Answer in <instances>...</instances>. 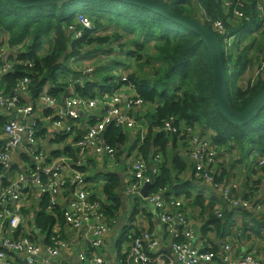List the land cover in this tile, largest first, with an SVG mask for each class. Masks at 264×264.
<instances>
[{
  "label": "trees",
  "instance_id": "trees-1",
  "mask_svg": "<svg viewBox=\"0 0 264 264\" xmlns=\"http://www.w3.org/2000/svg\"><path fill=\"white\" fill-rule=\"evenodd\" d=\"M223 1L198 0L197 3L201 5L204 14L212 22L222 21L230 33L239 35L224 63L230 105L235 111L240 112L257 93L264 89V81H258L254 86L247 87L245 91L236 88L238 87L237 80L242 77L246 68L249 48H254L256 41L264 44V30L261 24L258 28L259 33L254 38L256 41L243 49L239 46V40L242 37L245 39L251 37L248 29L250 23L245 19L249 17V21L254 22L256 18L254 8L257 1L261 0H254L251 6H237L236 8L234 6L237 0H228L233 4L230 12L224 10ZM166 2L177 14L198 20L197 13L189 0H167ZM234 9L244 12V21H239L238 24L231 26L233 22L231 14ZM80 14L90 19L94 31L85 32L84 36L86 37L75 40L68 37L67 30L70 26L78 31L81 29L77 23V16ZM109 23L118 27L111 28ZM202 24L211 30L209 24L206 22ZM0 30L3 35L8 37L9 46L12 49L18 48L14 55L9 56L12 60L15 58L18 63H14L12 72L5 74L2 78L6 94L11 93L16 83L25 78L29 79L28 95L31 96V99L45 93L56 99L61 96L63 98L69 87H73L74 92L80 96L93 98L97 96V93L108 94L119 85H130L135 88L136 95L143 103L152 108V112L145 116L147 134L144 144L138 149L140 155L146 156L151 150H158L167 156L170 153L168 149L171 152L175 151L178 144L177 135L159 131L164 123L171 118L175 119L174 125L177 127L186 125L209 132V138L217 148H225L229 151L238 148L246 151L245 153L258 151L260 154H264V106L248 125L237 127L227 122L219 113L214 101L210 58L200 38L156 13L113 0H78L61 7L51 5L32 9H18L7 0H0ZM120 30L125 34H131L132 40L139 43L130 47L128 53L124 44L119 43L118 35L122 33ZM98 31L102 32L101 36L95 35ZM107 31H111L117 49L121 53L120 57L130 58L133 62L124 80L104 77L100 69L107 72L105 67L101 66L93 73L92 80L90 79L92 82L84 80L83 84L72 83L71 78L67 83L68 76L65 75L70 71L67 65L69 59L79 55L78 49L82 47L102 46L109 42L110 37L105 35ZM218 39L221 40L219 36ZM151 43H153L151 51L145 50L147 48L145 46H149ZM1 45L4 43L2 42ZM78 77L85 78L80 74ZM125 131L122 127L111 125L105 131L103 138L110 147L120 152L119 149L128 137ZM138 143L139 139L136 136V144L138 145ZM58 154L76 157L74 152L68 148L54 155ZM185 157L187 158V153H185ZM187 165L188 163L182 160L179 155H174L172 161L166 163L160 174L153 179L150 192L168 189L173 184L170 167L176 166L174 168L181 173L188 168ZM229 176L222 169L215 174L214 183L228 182L232 178ZM107 180L103 186V193L109 198L110 203L104 205L100 211L105 218L110 219L121 211L122 204L118 195L117 176L110 175ZM249 184H251L252 190L260 192L254 183ZM240 190L234 193L236 198L253 201L251 200L253 192L239 196ZM182 191H185L183 187L180 190L177 188L176 194L180 195ZM185 195L190 199L192 209L199 207L203 210V214H206L203 196L195 195L192 192H187ZM49 199L47 195L42 196L40 209L35 219V226L40 229L41 233H45L56 223L64 224V212L59 207L51 214L47 213ZM210 200L213 203H221L223 207L226 205L218 197H211ZM211 209L212 206L207 209L209 216L201 228L203 236L211 231L215 233L219 241L222 240L226 235L225 231H228L229 218L240 213L244 218L243 229L240 232L247 239L253 237L259 240L262 249H264L262 210L253 212L231 209L229 212L224 211L223 218L218 219L211 213ZM210 226L212 228H209ZM203 246L215 254L220 252L217 251V247Z\"/></svg>",
  "mask_w": 264,
  "mask_h": 264
},
{
  "label": "built area",
  "instance_id": "built-area-1",
  "mask_svg": "<svg viewBox=\"0 0 264 264\" xmlns=\"http://www.w3.org/2000/svg\"><path fill=\"white\" fill-rule=\"evenodd\" d=\"M253 2L254 0H237L234 7L251 6ZM231 5H233L231 1H223V8L226 12H230ZM254 9L256 10L254 22L251 23L249 17H246L245 21L256 24V27L250 31L249 39L242 37L239 40L241 49L256 41L254 38L257 37L261 24L264 30V0L257 1ZM197 16L202 19V21L198 19L200 22L210 25L211 31L217 38L218 36L221 38L219 42L223 57L225 56L227 59L234 41L239 35L230 33L222 21L212 22L204 14L202 8L201 13H198ZM231 19L233 21L231 26L238 24L239 21H244V12L234 9ZM77 23L81 29L78 31L70 26L67 30L68 37L81 40L86 37L84 36L85 32L94 31L93 24L85 16L78 15ZM99 34L100 32H97L95 35ZM2 42L4 45H1ZM7 42L8 37L3 35L0 30V60L2 61L3 57L6 58L2 62L0 61V79L5 74L12 72L14 63H18V61L10 59L11 53L8 50L11 48ZM252 50L254 53L250 55V59L251 63L257 61L256 68L252 70L251 64L250 69L245 68L242 77L239 78L238 86L248 79L252 83L245 84V86L252 87L258 81H264V44L256 41L255 47L249 48L248 53ZM28 65L31 66V64ZM91 72L92 70H88L84 74L89 75ZM245 72L250 73L248 78ZM83 82L82 77H77L72 83L83 84ZM28 84L29 79L25 78L16 83L11 93L6 94L5 84L0 83V122H3V126L0 127V264H55L59 260L61 251L66 249L67 244L64 241L66 239L63 238L62 225L58 223L56 226L52 225V229L42 233L45 235L53 232L50 234L48 245L41 247L28 235L15 238L24 223L22 210L33 194L41 198L45 195L49 196L47 213L51 214L60 205L61 192L70 190L72 195L70 200L63 208L59 207L64 212V225L73 230L83 228L82 237L89 239L91 236V248L100 249L104 244L105 236L110 233L116 220L114 218L105 220L100 211L101 204L109 205L108 197L101 195L97 201L89 202L90 192L87 189V177L84 172L86 163L91 157L103 156V158L111 159L116 154V149L110 147L103 138L105 131L111 125L135 131V137L138 136L139 139V147L144 144L147 134L146 115L141 112L137 119H134L133 116L145 105L136 95L133 86L119 85L110 93L100 94L93 98H84L69 90L68 96L61 103L45 93L36 99H27L26 104H21V95L28 96ZM40 108L56 112L53 121L54 127L63 129L61 126L66 123L67 133L76 127L84 130L81 136L70 141V136L57 137L46 128L48 136L55 139L54 142L63 144L67 139L70 142L68 149L72 150L76 157L59 155L51 159L46 154L41 142L37 139L41 120L35 115V112ZM174 122L175 119L171 118L164 123L159 131L176 134L179 148L182 144H186L185 152L187 159L192 164L194 179L209 187L214 194L222 199L229 210L261 211V204L234 196V193L241 188L235 178H230L228 182L222 184L214 183L215 174H217L215 165L218 164V154L216 155L218 148L212 144L207 133H202L198 127L186 125L177 127ZM16 149H21L24 155L19 169L16 168L13 171L12 155ZM159 158L160 156L156 154L155 159L158 161ZM257 163L261 164V169H264V154L257 156L253 166L254 164L256 166ZM131 172L132 177L124 182L126 196L130 202L139 198L145 204H150L160 211L157 214L158 220L167 227L172 242L169 247L170 253H166L160 247V242L153 233L147 230L138 231L139 233L134 231L133 219H130L125 230L132 239L131 248L116 258V264H212L215 259L224 264H261L257 254L253 251L245 252L239 262H233L232 248L229 244L225 245L218 254L206 250L201 245L197 248L193 242L195 234L192 224L182 201L169 196L173 200L171 206L177 210L175 220L178 227H181L180 229L173 225V220L164 212L163 195L168 194L167 189H160L152 193L149 190L147 198L142 197L141 190L145 183L150 182V179L146 163L140 156L133 161ZM153 179L154 176H152L151 185ZM106 181L108 180L102 181L101 186H104ZM234 182L236 184H233ZM249 183H254V186L260 189L264 195V179H262V184L259 181L254 182V180ZM94 189L90 187L91 192ZM214 214L218 219L223 218V210L220 208L216 207ZM67 232L70 230L66 229ZM240 238L241 233L237 232L235 234L236 242ZM16 254L24 256L25 262L17 261L14 258ZM79 262L81 264H106L101 255L89 258L85 253L80 254Z\"/></svg>",
  "mask_w": 264,
  "mask_h": 264
},
{
  "label": "crops",
  "instance_id": "crops-1",
  "mask_svg": "<svg viewBox=\"0 0 264 264\" xmlns=\"http://www.w3.org/2000/svg\"><path fill=\"white\" fill-rule=\"evenodd\" d=\"M99 32V31H98ZM102 35V32L100 31V34ZM11 48V47H10ZM18 50L17 47L11 48L8 51L11 53V55H14V52ZM98 50V46L91 45L88 47H82L78 49L79 55L69 59L68 61V69L70 70L69 73H67L65 76L66 81L68 83V80L71 79L73 81L78 77V74L82 75L84 80H89V82H92V75L93 73L103 66L102 64L98 63L95 69L90 65V61L92 59V56L96 54V51ZM70 52V51H69ZM6 58L3 57L2 61ZM12 60V59H11ZM16 61L15 58H13V61ZM126 60L129 61V59L121 58V64L124 66L123 72H120L119 77H125V75L129 71V64H126ZM1 61V62H2ZM0 62V63H1ZM86 65V66H85ZM92 70V72L89 75L84 74L86 71ZM109 71V69H108ZM107 71V72H108ZM75 74V75H74ZM109 74V72H108ZM76 77V78H75ZM3 78V77H2ZM2 78L0 79V83L4 84L2 82ZM91 79V80H90ZM69 85V84H68ZM72 85V84H71ZM70 85V86H71ZM71 90L74 92L73 87H69L66 91L65 96H62L59 99H55L58 103H61V101L68 96V92ZM75 93V92H74ZM76 94V93H75ZM31 96L27 95H21L20 102L21 104H26L27 99H31ZM39 97V96H38ZM37 97V98H38ZM83 97V96H81ZM84 98H88L85 97ZM36 99V98H35ZM33 100V99H31ZM143 112L142 114L148 115L150 112H152V108L149 105H143L141 110L138 113L133 114L134 119H137L138 115ZM56 112L54 110L49 109H43L40 108L38 111L35 112V115L40 117V124L39 129L40 132L37 136V139L41 142L46 154L52 159L54 157L59 156L54 155L58 152L64 151L68 146L70 145V142L65 139L64 143L61 142H54L52 138L48 136V133L46 131V128L50 130L53 135L57 137H66L70 136L69 140L73 141L74 138H77L82 135L84 130L82 128H74L70 133L66 132L65 124L64 126H61L63 129H58L57 127H54L53 121L55 118ZM3 126V122H0V127ZM125 129V128H123ZM1 130V128H0ZM199 131L202 133H207V135L210 133L207 131H203L200 128H198ZM1 132V131H0ZM127 134V140L124 143L123 146L119 149L120 152L116 149V154L110 159V158H103L101 157H91L90 160L86 163V167L84 168L85 176L87 177V183H88V191L90 192L89 202H95L99 199L101 195H104L103 193V186L102 181L108 179L110 175H115L118 178L119 186H118V195L121 200V211H119L114 219L116 220L115 225L111 228L110 233L105 236L104 244L100 249H93L90 246V239H84L82 237L83 228L80 230H73L68 226H65L62 224L61 230H63L62 234L64 235L63 238L66 242V249L62 250L60 253V257L58 262L56 261L55 264H81L79 262V256L82 253H85L88 255V257H92L94 255H101L102 258H104L106 264H116L115 260L118 256L123 255L125 251H128L131 248V241L132 239L129 238L128 232H126V225L130 221V219H133V226L134 231L136 232H142V231H149L153 233L156 238L160 242V247L165 251L166 253H170V245H171V236L169 235V232L167 230V227L164 226L160 221L158 220V215L160 211L156 210L154 206L150 204H145L141 199H136L134 202H130L129 198L126 196V189L124 182L132 177V163L133 161L140 156L144 162L146 163L147 169H148V177L149 179H152V176L154 178L158 176L163 169L164 166H166V163H169L172 161V158H174V155H179L182 160L188 163V168L183 172H178V170L172 166L171 168V177L173 178V184L167 189L168 194L163 195L164 204H165V213L170 216V218L173 220V225L175 227H178L177 221L175 220L177 215V210L171 206L172 199L169 196H173L175 200L182 201L185 211L188 215V218L192 224V228L195 234L194 237V245L199 248L200 245L204 247L203 245H207L209 248H218L217 251H222L223 247L227 244L231 246L232 250V261L233 262H239L242 259V256L247 251H252V249L261 247V243L259 240L254 239L253 237L250 239H247L246 237H242V225L244 222L243 216L240 215V213L235 214L231 218H229L228 223V231L226 232V235L222 240H218L215 233L208 231L206 235H202L201 228L204 225V222L207 221L209 214L207 213V209L212 206L211 213L214 214V211L217 208H220L225 212H229L230 210L226 207H223L221 203H213L210 198L214 197L213 191L202 183L199 184L198 181H196L193 177V169L191 162L185 157V146L183 144L181 147H177L175 151L171 152L170 149H168L167 156L163 155L162 152H159L158 150H151L146 156H142L139 154V144H136V137H135V131L133 130H127L125 131ZM208 135V136H209ZM2 139V138H1ZM63 140V139H62ZM61 140V141H62ZM137 145V146H136ZM220 150V153L218 154L219 163L215 165V168L217 169V172L224 169L225 165L228 167L227 162L229 161V158H227V154L229 149L225 148H218ZM227 151V152H225ZM167 152V151H166ZM158 154L160 156L159 158V164L158 161L155 159V155ZM23 152L21 149H16L13 151L12 159H13V171H15L16 168L19 169L23 162ZM245 164V163H244ZM190 166V167H189ZM191 168V170H190ZM106 175V177L104 176ZM66 175V174H65ZM231 176H229L230 178ZM232 178H234L232 176ZM250 179H247V181L244 184H240L241 190L239 191L238 195L242 196L246 193L253 192L251 189V184H249ZM194 185L196 190H192L191 186ZM91 188H95L93 192L90 191ZM183 187L185 191H182L179 194H176L177 188L180 190V188ZM70 190H64L61 192V197L59 199L60 205L59 207L63 208L67 202L71 198V192ZM158 191V190H157ZM155 191V192H157ZM192 192L195 195H201L205 198L204 204L206 205L205 213L203 214V210L199 207L191 208L190 205V199L186 198L185 193ZM152 193V192H151ZM105 196V195H104ZM218 197V196H217ZM219 198V197H218ZM193 199V198H192ZM262 199H264L263 193L259 192V197L257 196V199H254L252 202L254 203H262ZM40 202L41 197H38L36 194H33L30 196V200L27 203V205L24 206L22 213L24 216V223L20 228V232L16 235L15 238L21 237V236H29L32 238V240L36 243H38L41 247L44 245H48V241L50 238V234L53 232H49L45 235H43L38 227L35 226V219L36 211L39 212L40 209ZM104 205L101 204L100 210L102 209ZM133 214V216H132ZM204 215L205 217H200L199 215ZM215 215V214H214ZM105 218V217H104ZM105 220H109L108 218H105ZM104 220V221H105ZM106 222V221H105ZM56 226V224H55ZM53 228V227H52ZM49 228V229H52ZM181 229V227H178ZM209 228H212L210 226ZM66 229L70 230V232L66 233ZM179 231V230H178ZM241 231V232H240ZM138 232V233H139ZM237 232L241 233V238L236 242L235 240V234ZM214 233V235H212ZM67 236V237H66ZM123 238V240H121ZM210 240V241H208ZM254 242V243H250ZM120 243V247L118 248V244ZM205 248V247H204ZM209 251V250H208ZM259 251V250H258ZM14 258L19 262H25V258L22 255H14ZM212 264H224L220 262L218 259H215Z\"/></svg>",
  "mask_w": 264,
  "mask_h": 264
},
{
  "label": "water",
  "instance_id": "water-1",
  "mask_svg": "<svg viewBox=\"0 0 264 264\" xmlns=\"http://www.w3.org/2000/svg\"><path fill=\"white\" fill-rule=\"evenodd\" d=\"M74 1L78 0H7V2L18 9H32L51 5L61 7ZM113 1L133 5L138 8L151 11L182 27L183 29L196 34L206 48L210 58L213 77V96L221 116L227 122L237 127L248 125L257 117L261 108L264 106V89L257 93L242 111L237 112L231 107L227 89V78L224 63L225 60L223 57L222 48L219 39L208 27L204 26L196 19L177 14L169 7L166 2L167 0ZM151 180L152 179H150V182L145 183L143 189L141 190V194L144 199L147 198L148 192L150 190Z\"/></svg>",
  "mask_w": 264,
  "mask_h": 264
},
{
  "label": "rangeland",
  "instance_id": "rangeland-1",
  "mask_svg": "<svg viewBox=\"0 0 264 264\" xmlns=\"http://www.w3.org/2000/svg\"><path fill=\"white\" fill-rule=\"evenodd\" d=\"M189 1L192 3V8L195 10V12L197 14L201 13V8H200L201 5L197 3L198 0H189ZM189 13H191V12H189ZM191 16H193L192 13H191ZM198 19L200 21H202V19L200 17H198ZM101 21L104 23L103 20H101ZM109 26L111 28H113V26H116V28L118 27L117 25L112 24V23H109ZM255 27H256V24H250L248 29L250 31H252ZM118 30H119V28H118ZM123 33L124 32H122L121 35H118L119 43L124 44V47L126 48L127 53H128V49L130 47H132L133 45L135 46V44H139V43H138V41L132 40L133 36L131 34H125L124 33V35H123ZM105 35L110 37V41L103 44L102 46H98V50L96 51V54H94L92 56V59L90 61V65L95 69V67L97 66L98 63L102 64L105 67L106 72L109 69L108 72L110 74L109 75L108 72L105 73V72L101 71V69H100V72L102 73V75H104V77L108 78V76H109L112 79H117V80L121 81V80H123V77H119L121 75L120 72L125 73L123 71L124 66L121 64V57L119 55L121 53L117 49V44L115 43V40H114V37L112 36L111 31H107ZM145 47H147V48H145V50L151 51V48L153 47V43H151L149 46L146 45ZM253 53H254V51L252 50L247 54L246 68L248 67L250 69V64H251L252 70H255L256 65H257V61L251 63V59H250V55ZM126 59H129V61L126 60V64H129L128 69H130L133 65V62L130 58H126ZM224 60H226L225 56H224ZM245 74H246L247 78L250 75L249 72H245ZM237 82L239 83V80H237ZM110 83H112V82H110ZM251 83H252V81L248 79L242 85L240 84V86H238L236 88H240V89H242V91H245L247 87H251V86H245V84H251ZM97 95L99 96L100 93H97ZM225 152H227V151H225ZM245 152L246 151L239 150L238 148H234L233 151H228V154H227L228 157L227 158H229V161L227 162L228 167L226 165L224 167L225 172H227L228 175L233 176L237 180L236 182H238V184H244L248 178H250V180H254V182L259 181L262 184V179H264V169H261V164H258V163L256 164V166L254 164L255 167L253 166V162L257 158V156H259L260 152L254 151V153H252V154L251 153H245ZM219 153H220V150L218 149L216 151V155ZM219 162L220 161L218 159V163ZM216 171H217V169H216ZM250 171H254L255 173H253V172L250 173ZM104 176L106 177L105 174H104ZM233 184H236V183L234 182ZM195 188L196 187L194 185L191 186L192 190H196ZM253 193H254L253 197L252 198L250 197L251 200L257 199V196H258V191H256L255 189L253 190ZM213 195H214V197H217L216 194H213ZM260 204H261L260 209L262 210V214L264 216V199H262V203H260ZM202 208L204 209V206ZM37 213L38 212L36 211L35 214H37ZM199 216L205 217L203 214L199 215ZM242 229H243V227H242ZM212 235H214V233ZM242 237H243V234H242ZM250 243H254V242H250ZM252 251L257 254V256L260 260V263L264 264V249H262V247L259 246L255 249L253 248ZM217 257L219 258V256H217Z\"/></svg>",
  "mask_w": 264,
  "mask_h": 264
},
{
  "label": "clouds",
  "instance_id": "clouds-1",
  "mask_svg": "<svg viewBox=\"0 0 264 264\" xmlns=\"http://www.w3.org/2000/svg\"><path fill=\"white\" fill-rule=\"evenodd\" d=\"M81 15V14H80ZM217 37V36H216Z\"/></svg>",
  "mask_w": 264,
  "mask_h": 264
}]
</instances>
